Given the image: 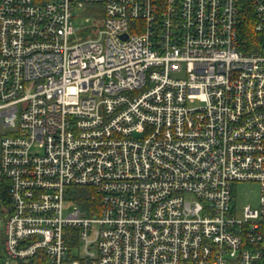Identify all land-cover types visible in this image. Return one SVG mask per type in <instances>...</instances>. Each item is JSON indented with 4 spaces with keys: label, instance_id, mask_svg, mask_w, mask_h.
<instances>
[{
    "label": "built area",
    "instance_id": "obj_1",
    "mask_svg": "<svg viewBox=\"0 0 264 264\" xmlns=\"http://www.w3.org/2000/svg\"><path fill=\"white\" fill-rule=\"evenodd\" d=\"M246 12L264 34V0H0L10 264H264V39L247 49Z\"/></svg>",
    "mask_w": 264,
    "mask_h": 264
},
{
    "label": "rangeland",
    "instance_id": "obj_2",
    "mask_svg": "<svg viewBox=\"0 0 264 264\" xmlns=\"http://www.w3.org/2000/svg\"><path fill=\"white\" fill-rule=\"evenodd\" d=\"M88 9L81 8L77 10L76 12L79 14L75 18V23L81 26L84 25H90L94 21L93 14H89ZM92 17V20H86V17ZM259 184L254 181H247V182H241L238 184V192H237V204L239 212H242V208L246 204H252L255 205L258 202L259 199ZM72 209V206L67 208L65 211L66 213ZM9 213V203H6L3 199V195L0 191V264H10L9 261H11V258L9 257L7 253V249L5 246V242L3 241V235H4V229L6 220ZM74 251L77 250L74 248Z\"/></svg>",
    "mask_w": 264,
    "mask_h": 264
},
{
    "label": "trees",
    "instance_id": "obj_3",
    "mask_svg": "<svg viewBox=\"0 0 264 264\" xmlns=\"http://www.w3.org/2000/svg\"><path fill=\"white\" fill-rule=\"evenodd\" d=\"M255 18H253L250 13H245L244 18L242 21V27H241V38L247 40V49L250 50H256V49H261V41L264 39V34L260 33L255 29ZM90 187H76L73 190V197L77 201L90 205L92 202L89 198L88 192L90 191ZM3 199L5 200L6 203H9V196H8V191L7 188L3 189L2 192ZM95 204V202H93Z\"/></svg>",
    "mask_w": 264,
    "mask_h": 264
},
{
    "label": "flooded vegetation",
    "instance_id": "obj_4",
    "mask_svg": "<svg viewBox=\"0 0 264 264\" xmlns=\"http://www.w3.org/2000/svg\"><path fill=\"white\" fill-rule=\"evenodd\" d=\"M3 241H4V235H3Z\"/></svg>",
    "mask_w": 264,
    "mask_h": 264
}]
</instances>
